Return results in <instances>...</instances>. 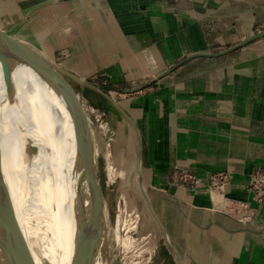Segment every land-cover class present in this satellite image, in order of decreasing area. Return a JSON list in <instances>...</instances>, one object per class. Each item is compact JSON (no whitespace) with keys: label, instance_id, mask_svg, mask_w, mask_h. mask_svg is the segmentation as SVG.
<instances>
[{"label":"rangeland","instance_id":"374dc122","mask_svg":"<svg viewBox=\"0 0 264 264\" xmlns=\"http://www.w3.org/2000/svg\"><path fill=\"white\" fill-rule=\"evenodd\" d=\"M0 31L103 90L144 130L134 105L143 106L152 121L153 102L192 93L195 79L264 54V0H0ZM63 79L93 136L110 264H158L162 234L148 208L140 206L133 127L96 89ZM220 84L208 82L214 90ZM217 102L192 103L189 109L215 121L233 114ZM257 159L249 173L207 170L200 176L197 167H173L169 182L193 188L203 177L210 196H220L217 208L252 223L264 207V161L261 155ZM236 176L245 180L247 198L228 195ZM1 196L0 188V264H17L23 235L19 210L11 203L9 214Z\"/></svg>","mask_w":264,"mask_h":264},{"label":"crops","instance_id":"0c3cea01","mask_svg":"<svg viewBox=\"0 0 264 264\" xmlns=\"http://www.w3.org/2000/svg\"><path fill=\"white\" fill-rule=\"evenodd\" d=\"M216 79L223 85L214 90L208 82ZM192 86V93L180 92L171 102H153L152 121L143 106L134 105L144 130L126 112L140 139V183L164 227L142 198L141 206L148 208L162 234L158 264H264V207L252 223H245L215 206L203 177L193 188L169 182L173 167L194 166L200 176L207 170L249 173L258 155L264 161V54L201 76ZM203 101L211 106L219 101L233 114L215 121L190 111V104L201 106ZM244 183L236 176L228 195L247 198Z\"/></svg>","mask_w":264,"mask_h":264},{"label":"bare ground","instance_id":"6f19581e","mask_svg":"<svg viewBox=\"0 0 264 264\" xmlns=\"http://www.w3.org/2000/svg\"><path fill=\"white\" fill-rule=\"evenodd\" d=\"M79 145L49 87L0 47L1 202L9 214L11 203L18 208L23 230L19 242H29L36 264H110L104 235L90 230L87 222L91 205L76 208L74 188L72 192L69 187L76 176ZM211 196L220 207V196ZM40 211L47 213L51 232L43 255L29 239Z\"/></svg>","mask_w":264,"mask_h":264},{"label":"water","instance_id":"95a60500","mask_svg":"<svg viewBox=\"0 0 264 264\" xmlns=\"http://www.w3.org/2000/svg\"><path fill=\"white\" fill-rule=\"evenodd\" d=\"M0 47L11 53L19 62L23 63L34 71L37 77L49 87L58 103L60 110L67 117L72 131L80 143L77 158L75 160L76 176L73 177L75 180L73 184L72 182L69 183V187H72V192L74 188L72 198L74 199L76 208L83 207L87 205V203L91 205L89 212L90 214L87 218L90 230L94 229L96 232L103 234L101 224L104 211L97 184L98 160L93 136L89 130L84 116L77 108L63 77L70 78L74 83H77L81 89H84L85 86L96 89L97 92L110 99L113 105L127 117L131 124H133L131 118L127 115L125 110H123L121 106L118 105V103L113 101L105 92H103V90L97 86L86 83L75 73L57 65L55 62L50 60L47 56L28 43L19 39L11 38L4 32L0 31ZM3 111L8 116L9 111L7 109H3ZM16 121L19 120L17 119ZM18 123L22 125L20 122ZM137 139L138 144L140 145L138 132ZM136 170L139 177L141 178L139 156L136 160ZM140 186L142 198H144L148 204L160 228L164 230L163 224L155 212V209L147 195L146 189L144 188L143 184ZM68 198H71V196H68ZM141 204H143V201H140V206ZM46 216L47 213L40 211L39 214L35 216L29 232V239L33 243L34 250L39 254L41 253L42 255L44 253V241L47 240L46 237L51 233L50 231H47L45 222ZM11 227L15 235H17L18 233L13 223ZM21 246L22 251L17 259V264H36L29 242L26 240L24 245L21 244Z\"/></svg>","mask_w":264,"mask_h":264},{"label":"built area","instance_id":"2783aa9c","mask_svg":"<svg viewBox=\"0 0 264 264\" xmlns=\"http://www.w3.org/2000/svg\"><path fill=\"white\" fill-rule=\"evenodd\" d=\"M247 218H249V217H244V218H241V219L239 218V221L245 222L242 219H247Z\"/></svg>","mask_w":264,"mask_h":264}]
</instances>
